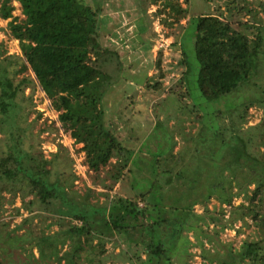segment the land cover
<instances>
[{"label": "rangeland", "instance_id": "374dc122", "mask_svg": "<svg viewBox=\"0 0 264 264\" xmlns=\"http://www.w3.org/2000/svg\"><path fill=\"white\" fill-rule=\"evenodd\" d=\"M89 1L92 4L95 2ZM262 3L264 0H190L188 5L182 2L183 6L190 8V15L194 18L203 13L216 14L230 20L236 28L239 27L237 20H248L252 24V28L247 30L251 38L263 31ZM12 4L15 6L13 17L23 21L25 15L21 4L17 0H12ZM101 4V42L107 48L103 56L104 70L112 76L110 91L102 102L105 125L130 150V172L126 171L119 182L114 181L112 170L116 157L98 171L89 168L83 143L62 128L57 119L58 112L51 108L31 69L20 73L16 81L24 76L34 80L25 89V94L29 96L35 89L34 102L43 114L37 118L31 101L20 97L25 108H32L27 119L30 125L22 123L25 128L23 147L53 158L50 165L53 181L63 183L74 176L73 186L68 187L67 199L88 205L92 212H88L87 220L92 227L99 218L98 211L103 209L104 212L106 208L107 215L109 206L120 198L137 199L140 207L149 206L153 216L145 220L151 222L157 217L164 221V243L175 244L170 256L176 264L185 261L200 264L201 241L212 255L224 251L229 245L239 248L246 238L259 237L250 217H247L245 225L242 221L235 223L239 228L237 232L232 228L222 230L211 219L191 218L189 223H193L195 229L181 233L180 228L186 225L180 215L187 218L183 208L193 201L195 195L189 196L184 180L177 179L179 185L176 187L163 184L169 177L165 169H172L174 178L178 177L177 170L182 169L187 176L185 179L191 183L220 177L221 168L231 157L230 151L237 146V136L231 133L232 122L237 125L235 127L244 129L263 122L264 108L249 102L264 101V74L261 72L255 76V84V79L250 80V84H244L230 94L211 99L201 92L198 84L200 64L195 50L197 21L194 18L190 21L187 15L179 21L175 20L169 16L168 7L161 0H102ZM244 4L247 9L240 10ZM10 20L0 17V56L12 61L7 63L11 76V72L21 67L23 53L19 40L8 28ZM159 58L160 68L157 66ZM263 60L261 64L264 66ZM184 72L186 77L183 82ZM246 103L248 108L244 106ZM225 127L229 129L223 134L220 129ZM3 138L0 133V150H7ZM141 193H146V197H138ZM31 198L32 195L26 200ZM241 201V197L235 199L237 204ZM208 207L221 216V207L216 199H212ZM70 209L71 206L60 198L47 208L38 200L33 205H24L21 194H13L0 182V258L13 264L31 261L32 256L23 247H28L36 257L39 256L35 243L31 241L42 233H59L54 235V244H62L64 238L60 232L66 234L70 226L84 223L74 217ZM194 211L204 213V205L195 204ZM229 214L226 211L219 221L225 223L230 220ZM138 219L129 217L128 224L141 222ZM206 234L216 243V250ZM89 235L82 232V240L85 241ZM134 237L130 238L125 232L107 236L105 264H129V258L139 249L129 246L137 244L132 240ZM136 238L140 240L141 235ZM46 241L41 244L50 243ZM93 242L96 244L97 238ZM68 247V244L63 245L60 254ZM80 262L87 263L85 251ZM50 264L59 262L51 260Z\"/></svg>", "mask_w": 264, "mask_h": 264}, {"label": "trees", "instance_id": "16d2710c", "mask_svg": "<svg viewBox=\"0 0 264 264\" xmlns=\"http://www.w3.org/2000/svg\"><path fill=\"white\" fill-rule=\"evenodd\" d=\"M17 1L25 15L23 21L13 17L15 6L12 0H0V17L11 18L8 28L14 38L19 40L23 53L21 67L11 72V76L7 63L11 64L12 61L0 56V133L4 135L3 139L6 140L8 148L0 150V182L13 194H21L24 205H33L38 200L47 208L60 198L71 206L74 217L84 221L81 226H70L66 234L60 232L64 238L62 244H54V235L59 233H42L41 236L33 238L31 242L35 243L39 256L36 257L33 250L24 246L32 256L29 262L50 264L54 260L59 264H81L80 260L85 251L86 264H105L106 237L125 232L130 238L136 233L141 235L140 240L136 238L137 235L132 239L137 244H129L130 248L132 245L139 248L129 258V264H176L170 256L175 244L164 243V221L157 217V220L151 222L145 220L153 216L148 210L149 206L140 207L137 199L120 198L109 206L107 215L106 208L104 212L103 209L98 211L99 218L92 227L87 220L88 212H92L88 205L73 200L69 202L67 199L68 187L73 186L74 176L63 183L53 181L50 167L53 158H46L41 152L23 147L25 128L22 123L30 125L27 119L32 108H25L22 100L31 101L37 118L43 114L34 102L35 89L29 96L25 94V89L34 80L24 76L16 81L20 73L31 69L38 86L50 101L51 108L58 112L57 119L62 128L70 131L76 141L83 143L82 148L86 152L89 168L98 171L116 157L112 170L115 182H119L125 172L130 170V150L106 127L104 119L102 102L110 91L112 76L104 70L103 56L107 48L101 42L102 0H94L93 4L89 0ZM161 1L168 7L169 16L175 20L179 21L187 15L190 21L193 20L190 8L182 4L185 2L188 5L190 0ZM245 4L240 10L247 9ZM194 19L197 21L195 50L200 64L198 84L205 96L218 99L244 84H250L249 81L261 72L264 74V66L261 64L264 58V27L262 32L255 34V38H251L247 30L252 28V24L248 20H237L239 27L236 28L230 20L216 14L203 13ZM260 28L259 26V30ZM157 66L161 67L160 58ZM185 77L184 72L183 82ZM255 81L254 84L257 83L256 79ZM184 94L186 96L185 92ZM249 103L259 104L264 108L262 100ZM244 106L248 108L249 104ZM231 126V133L237 136V146L233 147L234 152L230 151L232 154L229 162L221 168L218 179H203L198 183H191L185 179L187 176L182 169L177 170L176 178L173 177L172 169H165L169 177L163 185L176 187L175 185H179L178 180H184L188 185L186 188L189 189V196L195 195L193 201L183 208L187 212V218L180 215L186 225L180 228L181 233L195 229V225L189 223L191 218L211 219L222 230L232 228L237 232L239 228H236L235 223L242 221L245 225L247 217H250L258 229L259 237L246 238L239 248L229 245L224 251L214 252L212 255L201 241L200 247L203 251L200 264H264V119L261 124L248 129L235 127L237 125L234 122ZM228 129L225 127L220 130L226 134ZM195 173L197 174L196 171ZM30 195L33 198L26 200ZM138 197L145 198L146 193L138 194ZM240 197L242 201L235 203V199ZM212 199L219 202L221 216L214 214L208 207ZM200 203L205 208L202 214L194 211V205ZM178 210L181 208L178 207ZM226 211L230 213V220L225 223L219 221ZM207 213H210L209 216ZM134 216L141 222L128 224L129 217ZM93 229H96L95 232H92ZM84 231L90 233L85 241L81 236ZM94 238H97L96 244L93 242ZM206 238L212 242L210 235L206 234ZM44 240L50 243L41 244ZM141 241L144 244H139ZM66 244L69 245L68 249L60 254V249ZM212 245L216 250V243L212 242ZM0 264L13 263L4 262L0 258ZM178 264L188 263L185 261Z\"/></svg>", "mask_w": 264, "mask_h": 264}, {"label": "built area", "instance_id": "2783aa9c", "mask_svg": "<svg viewBox=\"0 0 264 264\" xmlns=\"http://www.w3.org/2000/svg\"><path fill=\"white\" fill-rule=\"evenodd\" d=\"M48 108V107H47Z\"/></svg>", "mask_w": 264, "mask_h": 264}]
</instances>
